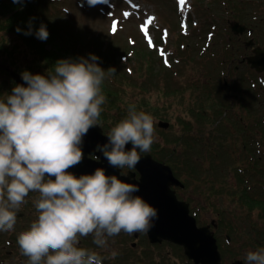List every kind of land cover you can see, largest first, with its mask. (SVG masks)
<instances>
[{"label":"clouds","instance_id":"obj_1","mask_svg":"<svg viewBox=\"0 0 264 264\" xmlns=\"http://www.w3.org/2000/svg\"><path fill=\"white\" fill-rule=\"evenodd\" d=\"M35 34L49 37L45 25ZM98 60L91 54L79 61L62 59L47 76L25 71L27 87L17 85L0 99V232L14 231L17 212L30 193H38L36 219L16 240L28 264H103L97 251L79 246L82 237L91 236L105 249L110 237L147 232L157 218L156 209L135 195L137 185L107 175L104 168L79 177L69 171L82 162L84 137L97 126L106 102V71ZM106 137L97 151L108 164L135 168L139 153L151 151L156 140L154 117L130 105ZM117 255L111 252V258ZM245 259L264 264V247L248 251Z\"/></svg>","mask_w":264,"mask_h":264},{"label":"rangeland","instance_id":"obj_2","mask_svg":"<svg viewBox=\"0 0 264 264\" xmlns=\"http://www.w3.org/2000/svg\"><path fill=\"white\" fill-rule=\"evenodd\" d=\"M28 1L35 5L34 8L37 10V14L40 16L41 20L46 21L49 19L50 21H53V31L55 32L57 30L59 32V34L54 33L55 40L53 43L49 40L52 33H49L47 40H41L35 33L31 32L35 35L34 39L36 42L44 43V52L48 53L56 51V48L58 47L71 52L70 55H57L58 60H56V63L62 59H70L73 61H79L80 58L89 59L86 55L95 53L100 54L103 58L102 62L106 65V69L112 67V69H115L118 73L122 74L125 71L126 74H128L127 82L130 83V85L126 86L125 84L124 86H119V94H123L122 91L125 89L129 91L128 99L126 101L122 100L126 99L127 96L119 95V99L114 101L113 106L111 105L113 102L109 99V103L105 105V108L108 110L107 120L105 121L100 118L98 121L103 124L105 130H110L111 127L119 122L122 113L127 114L130 105L136 106V104L139 105L141 102L145 103L142 106V110L151 114L154 117L155 122L159 123L162 121H168L174 125L170 131L166 132V137L169 138L168 148L172 146L175 151V154H173V160L175 161L173 167L175 171L178 172L180 178H182V181L184 180L185 183L189 185L188 189H190L188 192L184 191L183 195L180 197L191 204L201 225L211 224L213 220L218 222L219 215L217 211L222 210L224 207L227 208L228 212H224L223 217L227 218L229 221L235 219V222H232L236 223L239 229V234L242 238H245L239 242L233 241L235 247L230 249L228 247L229 242L227 241V235L223 234L219 236L220 245L222 250L226 252L227 260L229 259L228 253H230V250L239 252L243 255L252 249L253 251H256L260 247L259 241H264V224L256 222V215L259 217L264 215V212H257L246 217L245 213L247 208H238L231 206L230 204L223 205L218 197L221 193L228 194L233 191L232 185L235 183V178H233L235 175L234 171L232 170L231 174H228L226 170L223 171L221 165H223L224 162L221 161V158L212 159L211 156L209 157L205 146H197L194 150L186 147L184 139L176 140V138L184 131L185 122L190 121L192 118L191 113L197 107V92L199 88L207 82L214 81L212 75L203 74L201 72L202 70L199 63L203 62L204 67L206 68L215 67L209 60V56L211 55L209 51L216 52L215 56L212 58L217 59L216 50L219 49L218 41L222 42L220 46L227 48L228 50L230 49L233 52L232 60L227 66L231 63L237 66L238 59H240L241 56L254 55V47H249V49L245 47V43L250 40H253L257 45L264 48V0H212L210 3L204 0H184L183 8L185 10L188 9V11L192 13L194 21L199 24L198 30L201 38L205 39V36L209 32H214L216 37H213V42L211 43V46H209V49H206L207 46L202 49V43H200L199 40L185 41L188 52L185 53L182 58L183 63L177 62V64L182 67L180 70L181 74L179 75L181 86L179 90H176L179 91L178 94L170 92L172 89L170 87L167 90L166 82L162 79L154 81L155 86L151 89L150 93L149 91H142L141 88H143L145 84L149 86L147 82L148 75H145V73H137L136 77H134L131 76L126 68L122 69V71L114 68L135 67L138 69L134 54L122 61L111 63L110 57H106L98 47L90 44L92 41L100 39L102 36H110L109 29H114V27L120 25L127 27L124 31H120L115 35L119 39L125 38L129 35H134L139 39L140 34L138 31H142L148 39L154 41L152 32L148 31V26L157 24L159 16L167 21L178 20V15L175 13L174 9L176 6L173 0H140L143 3H140L138 0H129L133 5H138V3L141 5H147V8L151 11L148 20L139 24L137 23L140 21H128V17L132 18L135 14L134 9L127 11V15H121L120 11L112 12L111 10V12L107 13L108 17H113V21H110L107 16L102 17L92 11V9L98 8L97 3L94 6H91V10L87 13H82V11L76 7L74 0H53L55 5L58 6L49 5V0H44L48 5L47 3H42L41 0ZM175 1L177 2L179 0ZM89 4V0H81L77 3V5L81 7ZM26 6H28V4H26ZM188 6L189 8H187ZM52 7L59 8L61 14L58 13L57 16L52 14ZM21 9H23V6ZM14 14L15 11L11 9L5 16L0 15V19L9 20ZM34 15V13L31 14V16ZM150 18L154 19L151 20V23H148ZM232 21L239 22L252 29V35L248 34L242 37L234 36L230 31L229 25ZM190 31H192V28H190ZM216 40L217 43L215 44L214 41ZM139 43L146 47L145 43L140 39ZM1 46H5L6 51L12 52V57H10L6 51L0 52V97L2 99L5 98V95H8L4 90L13 85L8 75L9 71H14L13 67H11L12 59L17 60L15 67L28 69V71H30L31 68L36 67L46 70L55 65V62L45 61L46 58H43L39 49L31 47L24 39L17 37L13 32H0V47ZM102 50L103 52L107 50V44H104ZM190 56H192V58H190ZM99 63H101L100 60ZM143 63L145 65L144 61ZM158 69L159 68L155 69L152 66V68L147 69V71H150L155 76L158 73L163 77L173 76L168 75L170 73L165 69ZM223 69L227 71L229 67H223ZM133 70L135 71V69ZM248 71L249 69L246 66L231 67L229 82L236 78H241L242 76L243 81L245 82L249 74ZM241 72H246V74L242 75ZM142 75L144 77L141 78ZM111 77L112 75L107 73L105 75L106 84L102 85V92L106 96V101H108L107 98H110L113 93H106L105 87H107V89L113 88L114 85L118 90L119 81H116V83L110 82L108 78ZM7 79H9L8 82ZM123 83L124 82L121 80L120 85ZM174 85L178 87L179 83ZM262 87L264 89V82L262 83ZM183 95L187 101L182 102L177 99ZM145 101H147V103ZM197 104L199 106L202 105L199 102H197ZM262 109H264V107ZM112 114L114 115L110 118ZM106 122L107 125H105ZM192 122L194 125L195 120L193 119ZM212 126V123H209V130L207 131L205 127L204 130L210 133V130L213 129ZM194 127L196 132L199 133V128H197L196 125H194ZM206 132L201 133L205 134ZM236 134H238L237 130L235 131L234 136ZM156 137L158 140H155V142L164 139V136L160 134H157ZM234 144V140L228 142V146L232 149L231 152L233 155L240 152L238 148V146H240L239 143H237V145ZM161 148H166L163 140L161 141ZM250 148L251 152L249 153L253 154L254 147L251 146ZM243 154L247 155L246 153ZM186 161H191V164H186ZM180 162H184V164L178 165L177 163ZM242 166L248 167L249 165L242 164ZM237 182L238 180H236V184ZM27 205L28 207L33 206L34 209L32 212L30 209L28 211V221L30 223L34 218L36 219V211L33 202L27 203ZM232 207L235 208L233 209ZM250 222L255 223L251 228L249 226ZM230 225L231 223H229L228 227H230ZM250 229H252L250 232L252 237L247 235ZM17 236L18 235L13 231L6 232L5 235L0 236L2 242L0 243V253L4 256L3 264H22V259L17 252L15 244ZM82 240L83 237L80 240V247L85 246V240L84 242H82ZM8 242L12 243L9 244ZM133 243H136L135 248H133ZM86 245L90 247L91 250L97 251L104 258L103 264H111V262L112 264H192L182 258L179 254V250L176 248L177 246L169 243L153 246L143 237L138 240L127 241V243L123 241V237H110L108 239L107 248L105 249L98 248L91 241L86 242ZM254 245L256 246L255 248L253 247ZM112 251L118 253L114 259L111 258Z\"/></svg>","mask_w":264,"mask_h":264},{"label":"water","instance_id":"obj_3","mask_svg":"<svg viewBox=\"0 0 264 264\" xmlns=\"http://www.w3.org/2000/svg\"><path fill=\"white\" fill-rule=\"evenodd\" d=\"M249 62L253 67L262 66L264 70L263 61L253 58ZM256 68L262 71L260 67ZM12 77L17 85L27 87L21 76L12 73ZM95 130L103 141L108 142L99 128ZM81 148L84 152L82 162L69 169L77 177L95 172L90 167L92 160L87 159L90 153L88 146L82 143ZM140 161L142 163L135 166L141 174L137 184L140 190L135 195L142 197L157 211V218L152 221L153 227L148 231L151 241L160 243L167 240L183 246L185 254L196 264H221V255L213 234L207 228H197L195 219L189 216L188 207L179 203L175 193L171 191V185L178 183L171 169L156 163L151 157L144 160L140 158ZM106 174L108 175L107 172Z\"/></svg>","mask_w":264,"mask_h":264},{"label":"trees","instance_id":"obj_4","mask_svg":"<svg viewBox=\"0 0 264 264\" xmlns=\"http://www.w3.org/2000/svg\"><path fill=\"white\" fill-rule=\"evenodd\" d=\"M50 1V2H49ZM48 3L53 4V2H51V0H49ZM42 3H47L44 0H41ZM47 3V5H48ZM26 4H28V6H26ZM23 6V9H21V7ZM35 5L31 4L28 0H20L19 3H13L12 0H0V15L5 16L8 12H10L11 9H13L15 11V14L11 17V19L9 20H4V19H0V32L5 31V32H13L15 33V35L19 38H22L25 40V42L27 44H29L31 47L39 49V51L41 52V55L43 56V58H46L45 61L48 62H55L56 64V60H58L57 55H70V51L65 50L64 48H56V51L53 52H48L45 53L44 52V43H38L36 42V40L34 39V34H30V35H26L25 33L31 31L33 33H36L39 28L41 27V25H45L47 28V31L51 34L49 37L50 42H54L55 40V34H59V32L56 30L55 32L53 31V25L54 22L50 21L49 19L46 21L41 20L40 16L37 14V10L34 8ZM53 8V7H52ZM21 9V11H20ZM19 10V11H18ZM41 12V10H40ZM52 14H54L55 16L58 15L59 12V8H53L51 10ZM35 14L34 16H31V14ZM39 13V11H38ZM31 23V29L29 28V24ZM20 29V31L18 32L17 29ZM55 33V34H54ZM39 44V45H37ZM6 51L5 46H1L0 47V52ZM7 54L12 57V52L10 51H6ZM91 55H95L97 57H99V60L102 61L103 58H100V55L91 53ZM88 58H90V54L86 55ZM99 60L97 61L98 65L100 66ZM16 59H12L11 61V66L15 67L16 65ZM143 61L145 62V65L143 63ZM151 61H154L153 58V54L149 53L147 54V56L145 57L143 55V52H138V55L136 57V63L138 67H147L148 64H150ZM55 66V65H54ZM53 66V67H54ZM102 67V66H100ZM151 67V66H150ZM130 85V83H126V86ZM221 88H224L223 84L220 83ZM105 91L106 93H113L110 96V100L112 102H114L116 99H119V91L118 90H110L109 88L107 89V87H105ZM143 89V88H141ZM124 95H126V99H122V100H127L128 99V91L127 89L122 91ZM220 95V94H218ZM144 102H141L139 105L136 104V109L138 111L142 110V106L144 105ZM260 140L263 141L264 143V131L260 134ZM210 147H213L210 145ZM219 148H221L220 146H218ZM213 148H217V147H213ZM218 149V148H217ZM173 154H174V150L169 149V150H165V155L167 157V159L170 161L171 159L173 160ZM263 160L264 161V151L261 153V155L259 157H256L255 162L253 163V167H254V178L255 181L253 183V189H254V193L251 195L250 199H249V210L253 211L256 209H260L264 212V164H260V161ZM264 218V215H262V219Z\"/></svg>","mask_w":264,"mask_h":264},{"label":"flooded vegetation","instance_id":"obj_5","mask_svg":"<svg viewBox=\"0 0 264 264\" xmlns=\"http://www.w3.org/2000/svg\"><path fill=\"white\" fill-rule=\"evenodd\" d=\"M37 196L38 193H30L29 196L26 198V202L21 206L20 210L17 212V222L13 231L15 234L18 235L20 232L27 230L28 227L30 226L31 222L29 223L28 221V211L30 209V211L32 212V210L34 209L33 206L28 207L27 203L33 202V200L36 199ZM5 234L6 232H0V236ZM0 243H2L1 240ZM8 243L11 244L12 242H8ZM15 244H16L17 252L21 254L16 242Z\"/></svg>","mask_w":264,"mask_h":264},{"label":"snow or ice","instance_id":"obj_6","mask_svg":"<svg viewBox=\"0 0 264 264\" xmlns=\"http://www.w3.org/2000/svg\"><path fill=\"white\" fill-rule=\"evenodd\" d=\"M180 3L183 4V3H184V0H180ZM126 15H127V14H126ZM152 19H154V18H150L149 21H148V23H151V20H152ZM113 30H115V29H113Z\"/></svg>","mask_w":264,"mask_h":264},{"label":"bare ground","instance_id":"obj_7","mask_svg":"<svg viewBox=\"0 0 264 264\" xmlns=\"http://www.w3.org/2000/svg\"><path fill=\"white\" fill-rule=\"evenodd\" d=\"M136 7V6H135Z\"/></svg>","mask_w":264,"mask_h":264}]
</instances>
